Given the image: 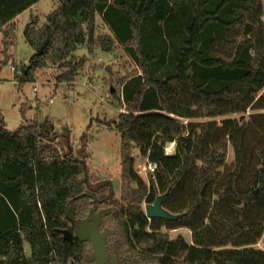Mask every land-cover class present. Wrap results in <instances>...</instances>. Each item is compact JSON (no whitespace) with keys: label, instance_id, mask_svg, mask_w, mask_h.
Returning a JSON list of instances; mask_svg holds the SVG:
<instances>
[{"label":"trees","instance_id":"trees-1","mask_svg":"<svg viewBox=\"0 0 264 264\" xmlns=\"http://www.w3.org/2000/svg\"><path fill=\"white\" fill-rule=\"evenodd\" d=\"M39 1L0 0L4 45L14 19ZM56 1L41 27L32 21L23 30L33 54L15 74L19 85L57 64L68 67L58 82L73 81L88 61L75 57L79 48L109 53L118 45L138 69L121 79L123 112L114 122L126 204L103 220L117 263L264 264V114L210 121L264 111L263 1ZM97 16L107 33H98ZM53 141L34 122L7 131L0 113V264L89 262V244L61 234L73 231L68 201L75 198L77 220L92 205L76 198L88 192L85 165ZM133 149L155 166L148 184L133 170ZM158 196L178 218L147 219L142 204ZM179 228L191 232V244L169 237Z\"/></svg>","mask_w":264,"mask_h":264},{"label":"rangeland","instance_id":"rangeland-1","mask_svg":"<svg viewBox=\"0 0 264 264\" xmlns=\"http://www.w3.org/2000/svg\"><path fill=\"white\" fill-rule=\"evenodd\" d=\"M51 1L42 0L34 6L31 21H35L36 27H41L46 16L56 8ZM262 20L264 22V15ZM31 21L28 14H22L12 24L14 32L7 45L3 44L0 33V113L6 130L12 132L21 124L34 122L42 134L54 139L53 145L58 153L70 152L73 159L84 163V179L89 186L95 188L99 177L111 181L114 188L112 202L117 207L125 205L127 190L122 183L121 143L114 122L123 112L119 98L121 79L136 74L138 69L118 45L109 53L94 49L92 54H88L85 48H79L74 53L75 57L86 56L88 61L73 81L58 82L57 77L63 75L68 67L57 64L37 69L34 82L19 85L15 74L22 73L33 54L23 37L24 27ZM96 23L98 33H107L101 20L96 19ZM3 45L5 52L2 51ZM10 66L15 72L10 70ZM252 114H264V111L230 114L210 121L220 125L224 119H236L241 123ZM203 121L206 120L193 122ZM165 150L170 154L173 146L167 145ZM81 151H84V157ZM132 158L134 172L148 184L152 164L140 156L138 149H133ZM232 163L233 151L227 143L226 165ZM146 205L142 204L143 210ZM168 234L171 239L182 236L187 243H192L191 232L186 228L172 230ZM256 247L263 248L261 243ZM24 254L26 257L30 255L27 243L24 244Z\"/></svg>","mask_w":264,"mask_h":264},{"label":"water","instance_id":"water-1","mask_svg":"<svg viewBox=\"0 0 264 264\" xmlns=\"http://www.w3.org/2000/svg\"><path fill=\"white\" fill-rule=\"evenodd\" d=\"M102 180V177H99ZM105 184H109L105 182ZM82 196L90 197V195L84 193L78 195L76 198H81ZM92 200H96L95 197H91ZM75 200L71 199L68 201L65 208V218L68 222H70L74 227V234H71L68 230H62L61 234L63 239L71 241L72 239L89 242L91 247V255L90 260L94 261L92 264H117L115 258L110 256L107 247H106V231H100V225L102 220V214H108L104 210H100L97 215H94L90 211L89 214L81 220L80 223L74 217V210L70 206V203ZM162 200L163 196H158L153 203L147 204L144 208V214L147 219L159 218L166 220H175L178 216H174L168 213L166 210L162 208ZM73 264V263H72ZM134 264V263H130Z\"/></svg>","mask_w":264,"mask_h":264},{"label":"flooded vegetation","instance_id":"flooded-vegetation-1","mask_svg":"<svg viewBox=\"0 0 264 264\" xmlns=\"http://www.w3.org/2000/svg\"><path fill=\"white\" fill-rule=\"evenodd\" d=\"M97 180H98L97 181V185L95 186V188H93V187L88 185L86 178L84 179V183H85L87 191H88L86 194L90 195V197H87V198L90 199L91 202H92V205L89 208V210H88L87 214L85 215V217L89 214L90 211H93L92 213L94 215H97V213L100 210H104V211H106L108 213L106 215L102 214V220H101V225H100V231H103V230L106 231L105 234H106V241H107V229L105 227H103V220H104L105 217L110 216L112 213H114V208H113L114 203L112 202V198L114 196V188H113V184H112L111 181H108V180H105V179H102V180L97 179ZM105 182H108L109 184H105ZM91 197H95L96 200H92ZM109 205H110V207H109ZM74 217H75V215H74ZM83 219H81V220H83ZM81 220H77V222L80 223ZM69 224L73 227V225L70 222H69ZM70 233L74 234V227H73V231L70 232ZM80 242H82V241H80ZM86 243H88L89 247H90V243L89 242H86ZM106 247H107V242H106ZM107 251H108V248H107ZM91 253H92V251H91V247H90V253L88 255L89 262L87 264L94 263V261L90 260ZM108 253H109L110 256H113V254H110L109 251H108Z\"/></svg>","mask_w":264,"mask_h":264},{"label":"crops","instance_id":"crops-1","mask_svg":"<svg viewBox=\"0 0 264 264\" xmlns=\"http://www.w3.org/2000/svg\"><path fill=\"white\" fill-rule=\"evenodd\" d=\"M42 1V0H41ZM41 1H39V2H41ZM53 2L55 3V6L54 7H56L57 8V6H58V3H57V1L56 0H53ZM53 2L51 1V3L53 4ZM37 4V3H36ZM35 4V5H36ZM35 5H33V6H31L29 9H27L26 11H24V12H22L21 14H19L15 19H14V21H13V23L22 15V14H28V20L29 21H31L32 20V18H33V13H32V11H33V8H34V6ZM55 9V8H54ZM53 9V10H54ZM52 10V11H53ZM51 11V12H52ZM96 19H98V20H100V18H99V16H97L96 17ZM32 22V21H31ZM31 22H28V23H31ZM27 23V24H28ZM25 28V27H24Z\"/></svg>","mask_w":264,"mask_h":264},{"label":"built area","instance_id":"built-area-1","mask_svg":"<svg viewBox=\"0 0 264 264\" xmlns=\"http://www.w3.org/2000/svg\"><path fill=\"white\" fill-rule=\"evenodd\" d=\"M10 70L11 71H15V69H14V67L13 66H10ZM34 91L36 90L35 88L33 89ZM50 102H51V100H50ZM165 154H168V151L167 150H165ZM153 166V165H152ZM154 168H155V166H153V168L151 169L152 171L154 170ZM50 264H59V263H50ZM68 264H72L71 262L70 263H68Z\"/></svg>","mask_w":264,"mask_h":264},{"label":"bare ground","instance_id":"bare-ground-1","mask_svg":"<svg viewBox=\"0 0 264 264\" xmlns=\"http://www.w3.org/2000/svg\"><path fill=\"white\" fill-rule=\"evenodd\" d=\"M173 146V145H172Z\"/></svg>","mask_w":264,"mask_h":264}]
</instances>
